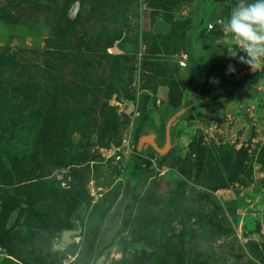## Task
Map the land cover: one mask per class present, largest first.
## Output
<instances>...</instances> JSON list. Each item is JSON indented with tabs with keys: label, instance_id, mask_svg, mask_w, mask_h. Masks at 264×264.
I'll use <instances>...</instances> for the list:
<instances>
[{
	"label": "rangeland",
	"instance_id": "rangeland-1",
	"mask_svg": "<svg viewBox=\"0 0 264 264\" xmlns=\"http://www.w3.org/2000/svg\"><path fill=\"white\" fill-rule=\"evenodd\" d=\"M237 3L0 0V264H264V69L227 53ZM202 81L171 151L140 153Z\"/></svg>",
	"mask_w": 264,
	"mask_h": 264
},
{
	"label": "clouds",
	"instance_id": "clouds-1",
	"mask_svg": "<svg viewBox=\"0 0 264 264\" xmlns=\"http://www.w3.org/2000/svg\"><path fill=\"white\" fill-rule=\"evenodd\" d=\"M223 27L235 41L227 49L229 57L253 71L264 69V0H238ZM229 71L235 68L230 66Z\"/></svg>",
	"mask_w": 264,
	"mask_h": 264
},
{
	"label": "trees",
	"instance_id": "trees-1",
	"mask_svg": "<svg viewBox=\"0 0 264 264\" xmlns=\"http://www.w3.org/2000/svg\"><path fill=\"white\" fill-rule=\"evenodd\" d=\"M193 55H195V53L193 51H191ZM197 58V57H196ZM200 65L202 66V68L205 70V72L207 73L208 72V68L205 67L201 62H199ZM204 66V67H203ZM255 76H259V75H255ZM204 83L203 81L199 84L196 85L193 93H192V96L190 97V99H188L187 103H186V106L179 112L175 113L173 116L170 117V119L173 117V120H172V125H171V128L173 126V124L180 118L182 117L183 115H185L191 107H194L195 105H197L198 103H200V101H203L204 99L201 98L200 96V92H201V88L203 87ZM117 124L114 125V129L117 128ZM171 131V129H170ZM152 132L151 130V127L150 126H145V128L142 130L141 132V137L144 136V135H147V134H150ZM171 134V133H170ZM157 139V138H156ZM166 140V139H165ZM176 140L174 138L171 137V148L170 150L166 153V154H161L163 156L167 155L171 149L174 147V145L176 144ZM160 144H163L160 142ZM160 144L158 143V145L160 146ZM165 145V144H164ZM161 147V146H160ZM137 150L140 152V153H144L146 151V147H145V144L142 146V149L139 150L138 147H137ZM198 152L200 153H204L205 152V147L202 146L200 143L198 144ZM239 155H238V158H235L234 161H232L231 158H228L229 160H231L233 162V165L237 168L236 170H240L239 167H245L246 166V160H247V148L246 147H242L239 151H238ZM263 162V161H262ZM264 163V162H263ZM235 171V172H237ZM260 256L263 255L261 252H259Z\"/></svg>",
	"mask_w": 264,
	"mask_h": 264
},
{
	"label": "water",
	"instance_id": "water-1",
	"mask_svg": "<svg viewBox=\"0 0 264 264\" xmlns=\"http://www.w3.org/2000/svg\"><path fill=\"white\" fill-rule=\"evenodd\" d=\"M115 51L121 52V50L115 46L114 47ZM238 99H243V97L241 95L238 96ZM172 120L173 117L168 121L167 123V129H166V141H165V145L163 147H160L158 145V141L156 139V134L151 132L150 134L144 135L141 137L139 144H138V149L141 150L142 146L144 144H151L160 154H166L170 148H171V134H170V129H171V125H172ZM75 232L74 230H66L63 234V238L64 240L71 242L72 238H71V234Z\"/></svg>",
	"mask_w": 264,
	"mask_h": 264
},
{
	"label": "flooded vegetation",
	"instance_id": "flooded-vegetation-1",
	"mask_svg": "<svg viewBox=\"0 0 264 264\" xmlns=\"http://www.w3.org/2000/svg\"><path fill=\"white\" fill-rule=\"evenodd\" d=\"M157 141H158V143L160 144V141H159L158 139H157ZM165 141H166V140H165ZM164 144H165V142H164L163 144H160V146L163 147ZM149 145H151V144H145V147L147 148Z\"/></svg>",
	"mask_w": 264,
	"mask_h": 264
},
{
	"label": "built area",
	"instance_id": "built-area-1",
	"mask_svg": "<svg viewBox=\"0 0 264 264\" xmlns=\"http://www.w3.org/2000/svg\"><path fill=\"white\" fill-rule=\"evenodd\" d=\"M184 63V62H183Z\"/></svg>",
	"mask_w": 264,
	"mask_h": 264
}]
</instances>
